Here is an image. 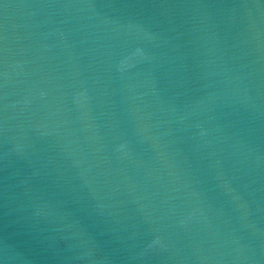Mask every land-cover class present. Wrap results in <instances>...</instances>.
<instances>
[{
  "label": "water",
  "instance_id": "1",
  "mask_svg": "<svg viewBox=\"0 0 264 264\" xmlns=\"http://www.w3.org/2000/svg\"><path fill=\"white\" fill-rule=\"evenodd\" d=\"M0 264H264V0H0Z\"/></svg>",
  "mask_w": 264,
  "mask_h": 264
}]
</instances>
